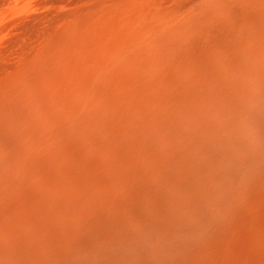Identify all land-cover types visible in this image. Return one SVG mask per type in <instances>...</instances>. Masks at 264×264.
Segmentation results:
<instances>
[{"label": "bare ground", "instance_id": "bare-ground-1", "mask_svg": "<svg viewBox=\"0 0 264 264\" xmlns=\"http://www.w3.org/2000/svg\"><path fill=\"white\" fill-rule=\"evenodd\" d=\"M0 264H264V0H0Z\"/></svg>", "mask_w": 264, "mask_h": 264}]
</instances>
